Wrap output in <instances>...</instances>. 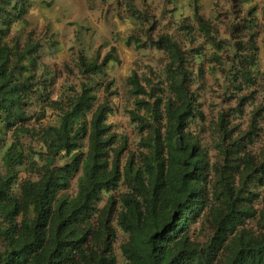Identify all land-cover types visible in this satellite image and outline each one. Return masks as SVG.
Wrapping results in <instances>:
<instances>
[{"label": "trees", "instance_id": "obj_1", "mask_svg": "<svg viewBox=\"0 0 264 264\" xmlns=\"http://www.w3.org/2000/svg\"><path fill=\"white\" fill-rule=\"evenodd\" d=\"M26 5L0 0V264H118L115 225L126 235L121 264H264V145L248 150L256 145V112L244 131L219 115L210 164L202 140L188 131L204 113L185 58L177 42L160 36L154 44L169 58L164 80L135 71L126 78L129 117L141 133L138 150L128 152L127 137L107 122L108 99L98 101L89 78L115 57H80L84 80L50 100L48 80L37 74V45L10 36L13 24L25 22ZM240 70L236 91L254 81L242 66L233 77ZM109 84H100L106 95ZM238 100L241 111L249 98ZM46 107L57 124L41 123ZM25 164L35 176L18 181L15 169ZM73 181L76 192L64 194Z\"/></svg>", "mask_w": 264, "mask_h": 264}, {"label": "rangeland", "instance_id": "obj_2", "mask_svg": "<svg viewBox=\"0 0 264 264\" xmlns=\"http://www.w3.org/2000/svg\"><path fill=\"white\" fill-rule=\"evenodd\" d=\"M26 4L25 22L13 24L10 36L22 44L37 45V74L48 80L50 100L65 96L70 86L84 80L77 67L80 57L100 61L107 52L115 57L103 74L89 78L97 84L98 101L108 99L112 112L107 122L112 131L127 137L128 152L138 150L141 133L129 117L134 105L126 78L135 71L154 83L164 80L169 58L154 44L160 36L177 42L185 58L184 66L191 74L190 89L204 113L203 120L191 122L188 131L202 140L210 164L217 156L216 123L220 114L226 115L229 125L244 131L255 111L256 145L248 150L256 152L264 145V0H26ZM196 13L210 28L209 37L198 28ZM214 51L219 60L214 58ZM241 66L254 81L247 89L236 91L234 86L243 80L241 70L233 76ZM107 82L108 95L100 86ZM240 96L249 98L241 111ZM38 108L39 102L33 100L31 111ZM58 119L57 113L46 107L40 121L55 125ZM1 155L0 148V175L5 172ZM56 162L62 163L63 158ZM15 172L18 181L35 176L27 164ZM75 192L73 181L63 193ZM115 228L113 247L121 264L119 245L126 235Z\"/></svg>", "mask_w": 264, "mask_h": 264}]
</instances>
